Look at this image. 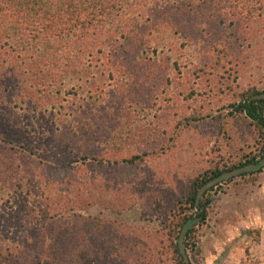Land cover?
<instances>
[{"label": "rangeland", "instance_id": "rangeland-1", "mask_svg": "<svg viewBox=\"0 0 264 264\" xmlns=\"http://www.w3.org/2000/svg\"><path fill=\"white\" fill-rule=\"evenodd\" d=\"M137 2L140 7L147 5ZM183 3L178 7L185 10L175 18L179 32L169 25L162 28L159 34L164 39L157 51L153 53L151 46L142 55L143 62L138 67L141 73L147 71L148 75H141L147 83H136L130 74H118L113 83L109 82L116 88L115 99L95 56H78L62 66L52 85L69 101H75L74 108L81 97L90 93L101 105L98 114L104 111V120L109 119L105 123L100 117L83 114L85 119L88 117V125L97 118L104 154L113 149L116 158L132 154L140 158L132 165L103 169L104 177L113 173L131 175L121 183L118 180L117 189L115 183L109 187L103 179L99 185L95 181L87 183L85 209H76L90 222L86 233L81 237L77 233L79 240L75 241L73 229L63 230L62 234L56 229L57 241H45L46 248L50 244L47 258L34 248L41 235L35 225L11 230L3 224L1 233L11 240L1 243L0 264H186L177 239L182 225L196 217L199 204L205 218L191 226L183 239L191 264H209L210 257L217 258V264H226L229 255L242 257L246 243L259 240L258 230L253 228L256 222L245 227L251 219L262 217L260 208L264 212V165L211 187L196 206L189 203V197L199 180L194 179L196 175L209 174L216 168L228 169L246 158L260 161L264 156L258 129L244 114L232 110L233 103L253 91H264V0H256L246 8H236L233 1H227L221 12L210 10L212 17L198 18L195 26L194 17L187 16L186 4L195 8L201 0ZM170 10L173 13L176 8L170 5ZM117 28L104 24L98 31L104 34L106 29ZM4 30L9 37L22 33L19 29L0 28ZM12 50L0 52V59L10 60L11 54L15 58L14 52H19ZM19 54L13 62L25 70L24 79L34 60L29 58L30 50ZM92 75L104 79L105 87L93 84L96 82ZM136 75L139 78L138 71ZM88 77L90 80H86ZM30 80L29 77L26 82ZM126 96L132 99H123ZM24 98L26 101L19 103L26 106L30 95ZM110 99L115 102L116 114L104 107ZM16 109L25 124L38 120V124L50 126L48 108L44 116H40V110ZM66 110L54 111L58 126L73 119V112ZM5 186L0 182V194L11 187L17 191L9 179H5ZM249 201L258 208L256 218L248 217ZM0 205L7 209L11 204L0 197Z\"/></svg>", "mask_w": 264, "mask_h": 264}, {"label": "trees", "instance_id": "trees-1", "mask_svg": "<svg viewBox=\"0 0 264 264\" xmlns=\"http://www.w3.org/2000/svg\"><path fill=\"white\" fill-rule=\"evenodd\" d=\"M129 1L133 0H0V28L22 32L9 37L5 30L0 31V52L7 53L8 49H15L19 53L30 50L29 58L34 60L30 72L23 79L22 72L25 70L13 62L20 56L19 53L14 52L15 58L11 54L10 60L0 59V182L6 188L5 179H9L17 190L11 187L0 194L2 202L11 204L7 209L0 208V250L2 242L11 240L1 233L3 224L11 230L32 224L41 234L34 248L39 251V255L49 257V243L57 241L54 233L56 229H60L61 234L63 230L73 229L75 241L79 240L77 233L78 237L86 233L85 227L90 222L76 209H85V193L89 191L87 183L95 181L99 185L100 179H103L109 187L112 182L115 183L117 189L118 180L121 183L131 179L127 173H113L108 177L102 173L104 168L132 165L140 157L132 154L116 158L113 149L104 154L96 128L97 118L90 125L86 121L93 115L105 123L109 120L106 117L107 120H104V111L98 114L101 105L94 102L95 97L88 93L81 97L78 107L74 108L72 104L75 101H69L67 95H61V90L52 85H55L53 80L58 79L66 61L92 55L104 69L102 76L107 75V84L111 88L109 92L113 93L115 99L118 98L116 88L109 82L113 83L118 74L133 75L136 83L140 80L146 82L141 75H148L147 71L141 73L138 67L143 62L142 55L151 46L153 53L157 51L159 42L164 39L159 34L162 28L167 25L174 29L180 27L175 18L176 14L185 10L178 7H183L184 0H140L147 4L141 7L136 3L137 0L131 4H128ZM227 1L230 0H201V4L197 3L195 8L193 4H186L187 16L194 17L192 25L195 26L198 18L205 20L212 17L210 10L221 12ZM231 1L236 8H246L256 0ZM170 5L176 8L173 13ZM116 20L122 24L114 25ZM102 22L118 28L106 29L102 34L98 31L104 25ZM176 31L179 32L178 29ZM150 41L154 42L153 45H150ZM54 67L57 68L56 72L53 71ZM29 77L31 80L26 82ZM91 79L96 82L93 84L105 87L104 79L95 75ZM66 92L63 89V94ZM259 92L262 91H253L250 95ZM25 95H30V98L26 106H23L19 102L26 101ZM249 96L233 103L232 110L244 114L258 129L264 155V99H251ZM123 99L131 100L132 97L126 96ZM112 101H107L104 107L116 114L115 102ZM18 106L29 112L40 110V116H44L43 112L48 108L50 126L42 122L38 124V120L25 124L17 114ZM60 108H67L65 112L72 111L74 117L69 123L58 126L54 123V111ZM84 113L88 115L87 119ZM111 140L109 137V143H112ZM257 162L253 158H246L228 169L216 168L209 174L196 175L194 179L199 180L191 189L189 203L194 204L198 187L208 179L224 171ZM87 179H90L89 182ZM197 208L196 217L204 220L205 210L200 208V204ZM45 241H49L47 248ZM20 244L27 247L24 241H20Z\"/></svg>", "mask_w": 264, "mask_h": 264}, {"label": "water", "instance_id": "water-1", "mask_svg": "<svg viewBox=\"0 0 264 264\" xmlns=\"http://www.w3.org/2000/svg\"><path fill=\"white\" fill-rule=\"evenodd\" d=\"M251 99H264V91L259 92L257 94H252L249 96ZM264 165V156L263 158L258 161L257 163H249L240 167H236L227 171H224L222 173H220L219 175H216L210 179H208L207 181H205L201 186L198 187L196 194H195V198H194V205L196 206L201 198V196L205 193V191H207L208 189H210L211 187L215 186L218 183H221L222 181L232 178L234 176L240 175L242 173H246L248 171H253V170H257L260 167H262ZM200 217H195L193 219H189L187 220L181 227L179 235H178V239H177V246H178V250L184 260V262L186 264H191L189 257L185 251L184 245H183V239L185 234L187 233V230L197 224L200 221Z\"/></svg>", "mask_w": 264, "mask_h": 264}, {"label": "crops", "instance_id": "crops-1", "mask_svg": "<svg viewBox=\"0 0 264 264\" xmlns=\"http://www.w3.org/2000/svg\"><path fill=\"white\" fill-rule=\"evenodd\" d=\"M246 205L248 208V217H254L256 218L257 216V209L255 208L254 202L249 201ZM261 212L259 211V214H262V217L259 219H251L249 223H247V226L245 228L248 229V226H250L252 223L256 222V225L253 228H256L258 230V239L256 241L253 242H248L246 243V245L244 246V251H243V256H239V257H232L231 255H229L230 259H228V261L226 262V264H264V212H263V207L260 208ZM246 234V232H245ZM256 238V239H257ZM239 241H237L236 243H234L232 246L238 244ZM258 249V251H256V249ZM246 249V250H245ZM232 257V259H231ZM217 264V258L215 257H210L208 258V263L209 264Z\"/></svg>", "mask_w": 264, "mask_h": 264}]
</instances>
